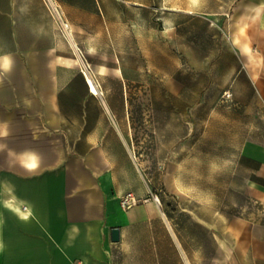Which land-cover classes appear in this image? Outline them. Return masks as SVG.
I'll use <instances>...</instances> for the list:
<instances>
[{"label":"crops","instance_id":"1","mask_svg":"<svg viewBox=\"0 0 264 264\" xmlns=\"http://www.w3.org/2000/svg\"><path fill=\"white\" fill-rule=\"evenodd\" d=\"M247 2L248 27L263 29V71L248 75L264 103V0ZM42 43L0 38V264H264V144L240 152L258 219L168 197L135 158L128 77L142 69L96 72L98 96L74 53Z\"/></svg>","mask_w":264,"mask_h":264},{"label":"rangeland","instance_id":"2","mask_svg":"<svg viewBox=\"0 0 264 264\" xmlns=\"http://www.w3.org/2000/svg\"><path fill=\"white\" fill-rule=\"evenodd\" d=\"M54 2L77 49L48 0H0V38L20 51L30 38L57 42L106 78L107 68L137 65L143 74L129 75L128 95L147 179L168 197L186 191L193 204L258 219L263 207L240 157L248 143L264 144V103L248 75L249 65L263 71V29L248 27L247 7L235 19L247 0Z\"/></svg>","mask_w":264,"mask_h":264},{"label":"bare ground","instance_id":"3","mask_svg":"<svg viewBox=\"0 0 264 264\" xmlns=\"http://www.w3.org/2000/svg\"><path fill=\"white\" fill-rule=\"evenodd\" d=\"M49 4H50V7L52 9V11L54 12L55 16L59 19V21L63 24L64 28L68 31L69 30V24L66 23L63 18H62V15H61V12L60 10L58 9V7L56 6L54 0H48ZM244 7H248V2H244L243 4H241V6L237 9V13H236V16H235V19H239L241 18V15H242V10ZM257 13H259V9H257ZM68 35L70 37V33L68 31ZM70 40L72 42V45L75 49L76 48V45L75 43L72 41L71 37H70ZM78 57H79V60L82 64V71L83 73L85 74L86 78H87V81H88V84L89 86L91 87V90L93 91V93H95L96 95L98 96H101L102 95V91L101 89L99 88L96 80H95V71L89 66V64L84 60V54H82L81 52H78ZM102 71V69L100 70V72Z\"/></svg>","mask_w":264,"mask_h":264},{"label":"built area","instance_id":"4","mask_svg":"<svg viewBox=\"0 0 264 264\" xmlns=\"http://www.w3.org/2000/svg\"><path fill=\"white\" fill-rule=\"evenodd\" d=\"M152 197H153V200L158 204L160 205V201H159V198L157 195H154L152 194ZM139 204L138 200L131 194L125 196L123 199H122V205L123 207L125 208H133L135 206H137Z\"/></svg>","mask_w":264,"mask_h":264},{"label":"water","instance_id":"5","mask_svg":"<svg viewBox=\"0 0 264 264\" xmlns=\"http://www.w3.org/2000/svg\"><path fill=\"white\" fill-rule=\"evenodd\" d=\"M112 241L114 243L120 241V232H119V229L118 228L112 229Z\"/></svg>","mask_w":264,"mask_h":264}]
</instances>
